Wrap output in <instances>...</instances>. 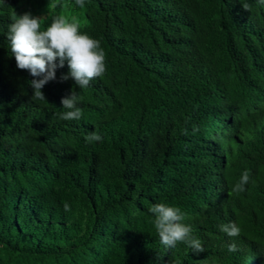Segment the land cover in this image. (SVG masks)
Instances as JSON below:
<instances>
[{
    "label": "trees",
    "instance_id": "trees-1",
    "mask_svg": "<svg viewBox=\"0 0 264 264\" xmlns=\"http://www.w3.org/2000/svg\"><path fill=\"white\" fill-rule=\"evenodd\" d=\"M25 12L99 40L105 75L79 89L65 62L33 100L6 36ZM72 90L82 115L62 120ZM155 203L205 250L165 248ZM0 264H264V3L0 0Z\"/></svg>",
    "mask_w": 264,
    "mask_h": 264
},
{
    "label": "clouds",
    "instance_id": "clouds-1",
    "mask_svg": "<svg viewBox=\"0 0 264 264\" xmlns=\"http://www.w3.org/2000/svg\"><path fill=\"white\" fill-rule=\"evenodd\" d=\"M260 2L264 3V0ZM75 4L83 8L85 0H75ZM242 7L246 11L250 10L246 3L242 4ZM6 36L16 67L29 72L33 77L30 81L33 100H46L42 88L49 81L56 79L57 68L64 67L65 62L69 71L61 74V82L71 78L79 89L89 87L92 80L102 78L106 73V53L100 41L81 32L78 24L68 22L62 16L54 17L52 23L42 29L40 17H35L29 12L15 15L8 26ZM81 99L75 90L62 97V108L66 111L60 113L59 118L66 121L80 119L82 112L77 105ZM102 139L97 132H92L85 137L87 143L102 141ZM248 182L249 173L245 170L231 191L237 194L245 191V185ZM64 209L70 210L67 203L64 204ZM149 212L154 216L153 224L156 233L165 248L170 249L177 243H183L194 253L205 250L201 241L192 236L191 228L182 222L185 220V214L179 207L155 203L149 208ZM220 231L229 237H237L241 233L240 227L235 222L220 225ZM228 251L236 252L238 246L230 243Z\"/></svg>",
    "mask_w": 264,
    "mask_h": 264
}]
</instances>
